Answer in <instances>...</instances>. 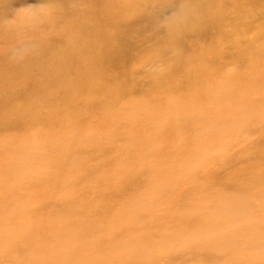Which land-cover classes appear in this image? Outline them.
Returning <instances> with one entry per match:
<instances>
[{"label": "rangeland", "instance_id": "obj_1", "mask_svg": "<svg viewBox=\"0 0 264 264\" xmlns=\"http://www.w3.org/2000/svg\"><path fill=\"white\" fill-rule=\"evenodd\" d=\"M3 1L0 264H264V0L202 36L184 0ZM94 17L119 53L81 74Z\"/></svg>", "mask_w": 264, "mask_h": 264}, {"label": "bare ground", "instance_id": "obj_2", "mask_svg": "<svg viewBox=\"0 0 264 264\" xmlns=\"http://www.w3.org/2000/svg\"><path fill=\"white\" fill-rule=\"evenodd\" d=\"M50 1L52 2L54 0H47L46 4L50 3L49 4L50 6H54L53 4H51ZM85 1L92 3L94 5V7L95 6L98 7V5H99L98 3L102 2L100 0H85ZM184 1H185V4L183 3L182 4L183 6H181V5H179V6H181L180 7L181 9L182 8L185 9L183 11L185 12L186 20H188V23L192 24V26L194 28V30H192L193 31L192 35H201V36L204 35L205 32L207 31L206 26H207V20L208 19H207V17H205L203 15L204 13L202 10L206 5L215 6L219 0H204L203 2H199L200 0H184ZM72 5H74V4L71 1V6ZM100 5L102 6V8L100 7L99 10H102L103 17H101V18L103 19L104 16L107 15V13L109 11L106 9V7H107L106 4L104 5V3H103ZM193 8L197 12L196 16L190 15V11ZM46 9L50 10L48 7H46ZM54 9H55V11H59L61 9V7L57 6V7H54ZM79 9H80V7L77 5V6L73 7L72 10H70V11H71V13L73 12L76 14L79 11ZM9 10H10V2L4 3V1H3L2 7L0 8V25H1L0 31L7 30V27L9 25V23L7 21L9 14H10ZM92 15H93V12H92ZM203 17H205V18H203ZM101 18L100 17H94V20L91 24H88V25L85 24V26L83 28H81L80 31H77L72 36H70L71 39L68 41L69 45H71L70 52L72 53V55L75 56L77 58V60H85L88 63V67L86 70H80L81 74H85V73H87V71H90V70H91L90 75L97 74L101 69H103L105 66H107L109 64V62H111V59L116 58L118 53H119V50H118V48H119L118 42L120 41L119 37L112 38L110 40L111 43H109L108 41L106 42V40L104 39L105 38V35H104L105 29L108 28V26L110 24H108V23L103 24L101 21L102 20ZM37 19H38L37 17L32 18L31 16H27L26 14H21L19 16V23L18 24H22V23L23 24L24 23L29 24V23H33V22L35 23V21L38 22L37 24H40L41 21L43 22V24H44V22L53 23V19H50V20L47 18L45 20H44V18H39L40 20H37ZM31 20H33V21H31ZM212 21H211V24L214 22V21L213 22ZM178 22H179V24L176 25V28H180V32H178L177 30L174 31V22L173 23L170 22L169 24L165 23V27L167 28L164 31L165 34H167L168 36H170L172 38H174L175 36L181 37L182 35L186 34V26L188 24L184 23L185 20L184 21L181 20ZM5 38L3 37V39H5ZM80 39L82 41L84 39H86L88 41V45L86 43L84 45L83 42H82L83 44L79 45ZM93 44H97L96 47L95 46L91 47V45H93ZM103 54H105V56L107 55V57L103 58ZM181 63L182 62H179V64H181Z\"/></svg>", "mask_w": 264, "mask_h": 264}]
</instances>
